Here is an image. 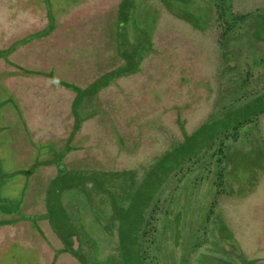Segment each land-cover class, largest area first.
I'll return each mask as SVG.
<instances>
[{"label": "rangeland", "instance_id": "obj_1", "mask_svg": "<svg viewBox=\"0 0 264 264\" xmlns=\"http://www.w3.org/2000/svg\"><path fill=\"white\" fill-rule=\"evenodd\" d=\"M119 1L86 0L79 8H68L65 12L68 4L65 8L60 4L67 0H17L14 7L13 3L8 4L11 1L0 0V48L25 35L27 42V34L41 30L45 26L41 14L45 3L48 10L59 14L56 28L49 35L24 43L9 56L12 62L28 70L52 72L58 79L86 87L104 72L117 67L123 61L122 51L143 57L135 73L117 79L95 96L92 108L98 111L96 116L84 121L72 141L84 147L65 156L60 173L68 176L49 189L46 183L54 175L53 168L36 179L28 178V174L20 170L27 171L26 166L34 162L37 154H49L52 143L58 148L64 144L72 122L69 108L73 93L43 75H15L6 79L0 73L4 84H0V210L15 205L17 216L23 213L25 220L22 216L24 223L20 224L26 227V236H29L23 234L24 228L2 229L0 264H48V258L56 249L68 246L63 240L67 238L77 240L78 256L61 251L57 264H83L79 256H83L87 264H118L124 258L123 249L136 247L132 237L136 230L132 226L126 230V239L121 241L120 206L131 210L129 213L137 223L138 217L145 213L150 194L157 196L155 202L158 199L159 209H168L170 217L179 211L183 215L184 210L187 216L198 210L203 212L213 191L206 190L209 182L206 179L204 184L195 181L198 171L191 155L200 152L199 142L220 136L223 129L231 131L236 120L245 117L242 112L249 103L252 113L253 110L263 113L254 115L238 140L231 142L235 145L233 152L227 148V192L219 196L215 211L231 230L232 240L247 262L253 264L264 258V0H230L235 13L248 16L238 31H234L236 42L231 44L234 40L227 38L221 51L214 46L200 50L201 32L168 12L160 0H124L131 30L122 33L121 39L118 37V46L114 23ZM210 1L193 0L191 6H200V11L206 12L205 20L212 25L205 31H209L208 38L212 40L219 22L213 7L207 9ZM151 9L157 12L158 18L148 15ZM142 13L146 14L142 16ZM144 20L149 26L157 22L150 38L149 26ZM125 29L123 26L122 30ZM150 39L151 50L153 47L157 54L147 48ZM242 49L244 57L239 61ZM222 58L229 60L225 64ZM237 62L251 64L249 67L255 75L253 89L243 92L242 97L241 91L234 92L239 79L231 73L227 77L235 67L229 68ZM11 69L15 68L0 59V70ZM198 70L204 73L205 79L201 82L196 79ZM198 82L200 86L195 85ZM220 84L227 93L222 91V96L227 97L225 102L230 100L228 104L215 98ZM88 110L92 111L87 108L84 113ZM198 128L200 137H196L197 144L192 146ZM191 135L189 144L180 149L188 147L184 153L190 154L189 163L194 172L190 174V168L186 185L175 190L178 173L174 174L178 166L174 158L163 156L172 148L177 151L175 146L179 147ZM31 141L38 146L35 144L32 148ZM24 144H28V152ZM209 158L207 156L204 165ZM185 162L180 164L183 169L189 167ZM158 165L160 188H156L155 179L151 193L148 188L143 189L135 201L134 190L141 186L144 172ZM168 168L175 170L169 175ZM123 171L129 172L128 177L134 175L132 185ZM68 182L70 187H65ZM111 198L119 206L117 210ZM19 205H22L20 211ZM35 207L37 218L32 214V219L26 221L24 214L28 213V208ZM160 215H164L163 212ZM162 221L163 216L159 223ZM34 222L40 230L35 229ZM189 238L185 239L186 243L164 245L161 259L169 256L175 264H195L201 254H217L212 236L209 240H196L198 247L192 251ZM237 264L243 263L237 261Z\"/></svg>", "mask_w": 264, "mask_h": 264}, {"label": "trees", "instance_id": "obj_2", "mask_svg": "<svg viewBox=\"0 0 264 264\" xmlns=\"http://www.w3.org/2000/svg\"><path fill=\"white\" fill-rule=\"evenodd\" d=\"M8 1H11V2H8V4L12 5L13 3V7H14L16 5L17 0H8ZM85 1L86 0H67L65 4H60V5L65 8V5L67 6L68 4V7L65 8L66 9L65 12H66L68 11V8L69 9L71 8L72 10L79 8L81 3H84ZM192 1L193 0H160V2H162L166 10L170 12L172 15L187 22L188 24L192 26V28H195L198 31L204 32L206 29H208V26H209L207 19L205 20V17H207V14L205 11L203 12L200 11L202 9L200 8V6H195V8L192 7L191 6ZM124 3H125L124 0H120L118 2L117 12L115 15L116 33H117V30L120 31L115 36V43L118 46L120 45L119 38L121 37L122 33H126L128 32V30H131V27L129 25L130 23L127 22L129 16H128V12L125 13L126 10L124 9V6H123ZM208 4L209 6L207 5V9H212L213 7L216 13V20L217 22H219V26L217 28V31L214 33V35L217 36L216 49L221 51V49H223V43L225 42L227 38L234 40V42L230 41L231 44L236 42L237 37L234 34V31H238L240 25H243L241 24L242 21L248 15L244 13H239V12L235 13L233 9L231 8L230 0H211L210 2H208ZM190 9L191 10L195 9L196 11L195 10L190 11ZM144 10L146 12V9ZM65 12H63V14ZM41 14H43L45 21L42 18L41 19L39 18V19L44 21L45 26L41 30H37L35 32H31L27 34V37L28 36L30 37V38L28 37L29 40L27 42L24 40L26 37L25 35L23 38L14 41L7 47H4V48L1 47L0 48V59L4 60L6 63L13 66L15 68L13 70L14 73L18 75H21V76H26V75L31 76L32 74L33 75H43L45 77L50 78V80L53 83L57 84L59 87L69 90L70 92L73 93V98H72V101L70 103V108H69L70 116L72 117V125H71V130L68 133V136L64 138V144L60 148H58L55 144L52 143V145H50L52 147L51 148L52 150L49 151V154L46 153L45 156H43L42 154L41 155L37 154L34 159V162L28 163V165L26 166V167H29L27 171L25 169L20 170L21 173L28 174L27 175L28 178L31 177L33 179H36V177L43 176L44 173L46 175V173H48V170L49 169L51 170L53 168L54 175L53 177L48 178V181L46 183V189L47 187L49 189L50 187H52L53 184L59 181H62L64 178L66 179V177L68 176V175H64V176L61 175L60 164L62 163L65 156L69 155V153H72L73 151L80 149L79 146L72 144V141L75 138L77 132H79V130L81 129V126L84 123V121L96 116L98 111L92 108L95 96L100 91L108 87L109 85L113 83L115 84L117 82V79L124 77L126 75H130L132 73H135L137 71L139 62L143 57L141 55V56H138L139 58H137V54H134L133 52H130V51L123 52L122 51L120 55L123 61L120 62V64L117 65V67L107 72H104L102 75L95 78L86 87H81L79 85H76L73 82H68L62 79H58L52 75V72L45 73V72L34 70V69L28 70L27 68L12 62L9 59V56L14 51H16L18 47L19 48L22 47L24 43L26 44L37 38L45 37L49 35L56 28L57 20H58L57 18L59 14L54 12L52 9L48 10L46 7V3L43 7V11ZM144 15L142 13V16ZM148 15L149 16L153 15L158 18L157 12L153 9H151V11L149 10ZM144 22L148 24L149 26V23H147V21L144 20ZM156 24L157 22H154L149 26L148 28V30L150 31L149 38L151 37L150 35L152 31L155 30ZM123 26L126 27L125 30H122ZM246 27H248V24L246 25ZM242 38H245V35H242ZM151 45H152V42L150 39L149 47H147L148 50H151V47H150ZM151 51L156 52V50L154 51L153 47ZM217 57L221 58L220 55H218ZM222 60L226 64V62H228L229 59L222 58ZM239 61H240V58H239ZM259 61H262V58H260ZM238 63H241V62H237L235 64L236 66L231 65V68L229 69H232V67L233 68L235 67V68L232 71L230 70V72H228L227 74L229 77L230 76L229 74L231 73L232 76L235 75L239 79V84H237L234 87V92H238L240 90L241 88L240 79L242 78V76L245 74L248 77L252 73L250 72L251 68L249 67V64L247 65L246 63H243V64H238ZM242 66L248 67V69L245 70V73L239 72V67H242ZM3 73H4L3 77L8 76L10 74V72H3ZM0 79H2V76H0ZM245 83H246V80L245 82H243V87L246 85ZM248 105H247V108L244 109V111L242 112L245 117H243V119L236 120L235 125L231 127V131L228 128L223 129V131H221L220 136H216V137L211 136L209 139H207L210 141L203 140L199 142L201 144L200 152L199 151L193 152V154L191 155V158L194 159L192 162L194 165V168L196 167L197 169L195 171H198V174L195 175V181L197 179L200 182H203L202 184H204V180L206 179V181H209L208 183H206L208 186L206 190L209 191L210 193H212L211 191H213L211 200L207 201L206 202L207 204L203 206L205 207L203 212H200V210H198L197 211L198 213L194 214L193 212H191V214L187 216L186 215L187 213L184 210L183 215H182V212L179 211L176 216L170 217V211L168 209L166 208L162 210L159 209L158 203H157L158 199L155 202V198L157 196L150 194L148 195V201L145 203V206H144L145 213L141 214L138 217L137 219L138 222L136 223L133 221V218L131 217L129 213L131 212V210H127V208H123L122 206H120L119 235L121 236V241L123 242L124 239H126L125 236L128 234L127 231H129L130 227L132 226V228L136 230L135 234L132 236L133 240L136 241V247L134 249H130L131 247L130 248L126 247V249H123L124 250L123 257L125 259L123 258V260H119L118 264H175L170 261L169 256L167 257L163 256L164 258L161 259L160 252H161V249H165L164 245H167L171 242H173L174 244L183 243V242L186 243L185 239L190 237L189 238L190 244H191L190 248L192 251L198 247V244H196V240H200V239L202 240L204 239V241L209 240L211 236L213 239L212 243L214 244L213 249L217 254L216 255L201 254V256L197 258L195 264H237V261H241L243 264H251L250 262H247V260L245 259L244 254L242 250L240 249V247L235 243L234 240H232L231 230L225 224L223 218L220 215H218L215 211L217 204H218V199L220 198L219 196L227 192L228 183H227L226 175L228 174L227 172H229V170L228 169L226 170L227 168L226 165L228 163H226L225 159L229 154L228 150L233 152L235 149L234 147L235 145L231 144V142H235L238 140L241 134V131L246 125L252 122V118L254 117V115L263 113V111L255 112V110H253L254 112L252 113L251 104L249 103ZM87 108H91L93 112L92 111L89 112L88 110V113L85 114L84 111ZM199 130H200L199 128L198 130H196V133L193 136L194 138L191 135L189 138L188 137L185 138V140L179 145V147H177L178 145L175 146V149L177 151H173V148H172L171 151H167L165 155L163 156L164 158H170V157L174 158L173 162H175L176 167L178 166L177 167L178 171H176L175 168H168L170 170L169 175L172 174L174 170H175L174 175L178 173V175L175 176V180H176L175 190L186 185L187 174L189 172V169L191 168L190 163H189L191 161L190 154L184 153L188 149V147L184 149H180V148L182 146L186 147L189 144V140L191 138H193L191 145L193 146L197 144L196 137H200L198 136V133H197V131ZM213 138H216V139L212 140ZM35 144L33 142V144L32 145L30 144V146L34 148ZM24 149H26V152H28V149H29L28 144L27 145L24 144ZM178 149L180 150L178 151ZM200 153L202 154L200 155ZM207 156H210V158L208 159V161H206L207 162L206 165H204L203 162L207 160L206 159ZM182 162L189 163L186 165L189 167L187 169L186 168L183 169L180 166ZM161 167L163 168L162 163H161ZM157 168L159 169L160 165L150 169L149 172H147V170L144 172V175H143V178L140 184L141 186L134 190V196L136 197L135 201H138V199L140 198L138 196V192L140 193L141 190L148 188V190H150L149 192L151 193L152 187L154 186L155 179L158 182L156 185V188L158 187L160 188L158 175H157L158 172L156 170ZM194 168H191L190 174L194 172L192 171ZM203 170L205 172H203ZM123 172L125 173V177L127 178V181L129 179V181H131L130 184L132 185V182H133L132 179L134 175H130L128 177L129 172L128 171H123ZM110 173L111 172H107L106 174H110ZM116 175H118V173H116ZM71 177L78 178L74 175H72ZM183 181H184V184L180 185V183H182ZM64 186L70 187L69 182L65 183ZM165 189H168V187L166 186ZM177 199L179 202V198ZM111 200L113 202L114 208L118 209L119 206L117 205L116 201L113 198H111ZM135 201L133 203L136 205L137 202ZM149 201H152L153 203L149 205L148 204ZM133 203L130 202L129 207H131ZM2 204H4V202ZM14 206L11 205V207H8L7 209L6 207L1 208L0 227L9 226L10 229H8V231H12L14 228L16 229L24 228L25 231H23V234L26 236V228L20 224V223H24L22 219L25 220L23 213H21V216L18 217L17 210H14ZM21 206L19 205V209H18L19 211H20ZM190 209L191 211L194 210L192 207ZM160 212H163L164 215H160ZM28 213L24 214L27 216L26 221H29L30 219H32L30 218L32 214L35 215V219H36L37 214L35 213H38V210L36 209V207L32 210L28 208ZM161 216H163V221L159 223V218ZM172 221L173 223L171 224ZM34 223L36 224L35 229L40 230V227L37 224V222H34ZM126 223H127V227H125ZM28 231H29V228H28ZM26 237H29V236H26ZM63 240L65 241V239ZM224 241H226V243ZM223 243H225L226 245ZM133 245L135 244L133 243ZM194 245L196 247H193ZM64 250L71 252L74 256H78L79 248L73 249L70 246L61 247L59 249H56V251L54 252L52 256L50 255V257L48 258L49 259L48 264H57L58 257L61 254V251H64ZM79 260H81L83 264L88 263L86 259L83 258V256H79ZM190 264H192V262H190Z\"/></svg>", "mask_w": 264, "mask_h": 264}, {"label": "crops", "instance_id": "obj_3", "mask_svg": "<svg viewBox=\"0 0 264 264\" xmlns=\"http://www.w3.org/2000/svg\"><path fill=\"white\" fill-rule=\"evenodd\" d=\"M201 32V31H200ZM209 33V31H205V32H201V34H199V36L201 37L200 38V41L202 42L203 41V43H201V42H199L200 44H201V46H202V48H199L200 50H202V51H205L206 49H208V47H212V46H214L215 47V49H216V47H217V36H215L214 34V36L212 37V40L210 39L209 40V38H208V33ZM211 41V42H210ZM211 43H212V45H211ZM211 45V46H210ZM195 45H193V47H194ZM190 47H191V43H190ZM199 49H197V50H199ZM194 52L196 51L195 49L193 50ZM192 51V52H193ZM192 52H191V55L192 56H194L193 54H192ZM241 55H242V53H241ZM195 57V56H194ZM242 59H243V55H242ZM199 61V60H198ZM247 65H248V63H246ZM251 64H249V66H250ZM262 67V66H261ZM246 69H248V67H246V66H242V67H239V72L241 73V72H243V73H245V70ZM259 69V68H258ZM250 71V70H249ZM250 72H252V71H250ZM196 74V76L198 75V77L196 78L198 81H203L205 78H204V73L201 71V70H198V73H195ZM246 75L244 74L243 76H242V78L240 79V85H241V88H240V90H239V92H240V97H242V95H243V92H244V94H245V92H249L250 90H252L253 88H252V85H253V79L255 78V75H254V73L252 72L251 74H250V76H246ZM228 77V76H227ZM226 77V78H227ZM245 80H246V85L243 87V82H245ZM195 85H198V86H200V83L198 82L197 84H195ZM218 89H220L219 91L217 90V92H216V94H215V98H216V100L217 101H223L224 102V104L226 103V104H228L227 103V101H230V100H227L226 102H225V99H227V97H225L224 98V96H222V93L224 92L225 94H227L226 92H225V90H224V88H223V90H222V86H221V84H220V86L218 87ZM223 91V92H222ZM242 94V95H241ZM228 96V95H227ZM229 98V97H228ZM235 98V97H234ZM220 103V102H219ZM229 104H231V103H229Z\"/></svg>", "mask_w": 264, "mask_h": 264}, {"label": "flooded vegetation", "instance_id": "obj_4", "mask_svg": "<svg viewBox=\"0 0 264 264\" xmlns=\"http://www.w3.org/2000/svg\"><path fill=\"white\" fill-rule=\"evenodd\" d=\"M97 7H100L99 5H98V2H97ZM114 25H115V23H114ZM209 25H212V24H209ZM208 28H209V26H208ZM115 32H116V30H115ZM120 31L119 30H117V33H115V36H116V34H118ZM128 32H130V30H128ZM246 47V46H245ZM244 47V48H245ZM243 50L244 49H242L241 50V53L243 52ZM152 53H154L153 51H151ZM154 54H157L156 52L154 53ZM244 57V56H243ZM239 58H242V55L239 57ZM2 60V59H1ZM4 61V60H3ZM5 62V61H4ZM6 63V62H5ZM6 64H8V63H6ZM8 65H10V64H8ZM11 66V65H10ZM11 67H13V66H11ZM4 72H10V74L8 75V76H4V77H6V79L7 78H9V77H11V76H15V75H18V74H16V73H13L14 71H13V69H11V70H3ZM3 71L2 70H0V73L1 74H4L3 73ZM1 76V75H0ZM0 84H2V85H4L3 84V82L2 81H0ZM114 84V83H113ZM107 88V87H106ZM104 90V89H103ZM11 92H13V91H11ZM14 93V92H13ZM16 94L14 93V97L16 98V96H15ZM18 96V95H17ZM69 115H70V112H69ZM70 118H71V120H72V117L70 116ZM71 125H72V122H71ZM81 128H82V126H81ZM71 130V127H70V129H69V131ZM81 130V129H80ZM79 130V131H80ZM69 131H67V134H65L66 136L65 137H67L68 136V133H69ZM79 133V132H78ZM77 135V134H76ZM76 146H79L80 147V149H78V150H76V151H79V150H81V149H83V147L84 146H82V145H76ZM72 152V151H71ZM74 152V151H73ZM8 229L9 228V226H5V227H0V232H2L1 230L2 229ZM26 228V227H25Z\"/></svg>", "mask_w": 264, "mask_h": 264}, {"label": "water", "instance_id": "obj_5", "mask_svg": "<svg viewBox=\"0 0 264 264\" xmlns=\"http://www.w3.org/2000/svg\"><path fill=\"white\" fill-rule=\"evenodd\" d=\"M64 242L73 249H76L78 247V242L75 238H67V240H65ZM253 264H264V258L255 260Z\"/></svg>", "mask_w": 264, "mask_h": 264}]
</instances>
